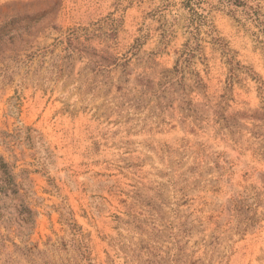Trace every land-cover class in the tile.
I'll list each match as a JSON object with an SVG mask.
<instances>
[{
    "label": "rangeland",
    "instance_id": "obj_1",
    "mask_svg": "<svg viewBox=\"0 0 264 264\" xmlns=\"http://www.w3.org/2000/svg\"><path fill=\"white\" fill-rule=\"evenodd\" d=\"M184 1L0 0V264H264V0Z\"/></svg>",
    "mask_w": 264,
    "mask_h": 264
},
{
    "label": "trees",
    "instance_id": "obj_2",
    "mask_svg": "<svg viewBox=\"0 0 264 264\" xmlns=\"http://www.w3.org/2000/svg\"><path fill=\"white\" fill-rule=\"evenodd\" d=\"M202 0H185L184 6L188 9L189 12V23H190V32L194 39H199L202 27H206L207 31L213 30L214 26L211 20L208 18V15L205 12H202L203 8L201 7ZM201 11H200V10ZM206 32V33H208Z\"/></svg>",
    "mask_w": 264,
    "mask_h": 264
}]
</instances>
